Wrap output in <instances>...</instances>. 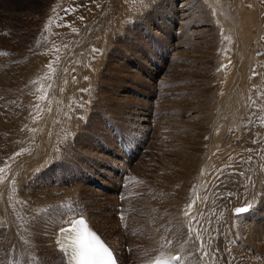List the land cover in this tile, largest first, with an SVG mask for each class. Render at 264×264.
Masks as SVG:
<instances>
[{
  "label": "rangeland",
  "instance_id": "374dc122",
  "mask_svg": "<svg viewBox=\"0 0 264 264\" xmlns=\"http://www.w3.org/2000/svg\"><path fill=\"white\" fill-rule=\"evenodd\" d=\"M263 72L264 0H0V76L8 79L0 80V193L14 173L20 187L13 182L7 189L17 190V197L57 185L62 199L56 202L66 207L80 187L78 202L97 220L102 209L92 201L111 200L84 190L81 176L93 168L75 146L78 135L94 131L89 140L93 151L99 144V156L108 153L106 144L135 148L136 178L115 191L122 196L118 213L105 215L106 233L120 255L112 248L125 264L183 246L195 254L193 237L207 217V233L226 264H264V243L255 242L264 234L256 230L264 222ZM224 109L225 122L217 123ZM235 112H241L237 119ZM208 158L217 166L206 171L209 182L200 194ZM73 181L80 184L70 191ZM13 195L0 207L3 264H22L6 251L25 246ZM201 197L207 212L191 228ZM105 207L109 213L111 206ZM116 223L122 228L115 234ZM252 225L255 231L247 230Z\"/></svg>",
  "mask_w": 264,
  "mask_h": 264
},
{
  "label": "bare ground",
  "instance_id": "6f19581e",
  "mask_svg": "<svg viewBox=\"0 0 264 264\" xmlns=\"http://www.w3.org/2000/svg\"><path fill=\"white\" fill-rule=\"evenodd\" d=\"M9 6V5H7ZM233 25V24H231ZM234 28V27H233ZM232 28V29H233ZM235 35V33H234ZM248 42V40L246 41ZM251 43V45L253 44V41L252 42H249V44L246 43L247 46H249ZM243 44V43H242ZM245 45V46H246ZM250 45V46H251ZM244 46V45H242ZM249 46V47H250ZM254 47V46H253ZM242 49V48H241ZM246 48L244 47V50ZM241 52V51H240ZM244 52V51H243ZM243 55V54H242ZM246 55V54H244ZM241 57V56H240ZM100 59V58H99ZM99 62V61H98ZM101 62V61H100ZM125 65V64H124ZM97 67H100L97 66ZM99 69V68H98ZM97 71V70H96ZM132 72H136V71H132ZM86 73V72H85ZM264 73V72H263ZM97 74V73H96ZM80 75V74H78ZM3 76V75H2ZM0 76V78L2 77ZM98 76V75H97ZM140 76V75H139ZM5 77V76H4ZM3 77V78H4ZM3 78H1L0 80L3 81ZM6 78V77H5ZM7 79V78H6ZM11 79V78H10ZM5 80V79H4ZM8 80V79H7ZM72 80V79H71ZM75 81H73L74 83ZM9 83V81H8ZM25 84V83H24ZM73 85V84H72ZM80 85V84H79ZM238 85V83L236 84ZM12 86V85H11ZM25 86V85H24ZM240 88V87H239ZM242 89V88H241ZM102 90V89H101ZM236 90V88H235ZM238 90V89H237ZM97 92V91H96ZM242 93V90L237 92V93ZM246 92V90H245ZM100 93V92H99ZM234 93V92H233ZM230 95V94H229ZM234 95H237L236 92ZM242 95L240 96V94L238 96H240L242 98ZM127 96L126 94L123 95V97ZM245 96V95H244ZM239 97V98H240ZM235 98V96H234ZM239 98H237L239 100ZM77 101V100H76ZM125 101V100H124ZM240 101V100H239ZM129 103V102H128ZM245 104V103H244ZM228 109V108H227ZM240 110V108L237 107V110ZM226 109L223 110L222 113H220V120H216L217 123H220V122H223L224 119L227 117L226 116V112L227 110L225 111ZM232 110V109H231ZM230 110V111H231ZM234 110V109H233ZM238 110V112H239ZM132 111V110H131ZM232 112V111H231ZM234 112V111H233ZM232 112V113H233ZM237 112V111H236ZM235 112V116L234 118L236 117V114H239V113H236ZM231 114V113H230ZM241 114V112H240ZM239 114V115H240ZM229 115V113H228ZM234 114H232L231 117H233ZM260 115V114H259ZM201 116V115H200ZM242 116V115H241ZM240 117V116H238ZM242 119V117H240ZM218 119V118H217ZM231 120H233V118H230ZM228 119V120H230ZM237 119V117H236ZM195 120V119H194ZM206 120V119H205ZM227 120V121H228ZM216 121L214 123H216ZM226 121V122H227ZM235 121V119H234ZM233 121V123H234ZM239 121V119H238ZM237 121V123H238ZM225 122V121H224ZM232 121H230L231 123ZM240 122V121H239ZM213 123V125H214ZM229 123V121H228ZM226 123V125L228 124ZM229 123V124H230ZM207 124V123H206ZM228 124V125H229ZM77 125V124H76ZM224 125V124H223ZM239 125V123L237 124ZM200 126V125H199ZM204 126V125H203ZM220 126V125H219ZM235 126V125H233ZM71 127V125H70ZM227 129H228V126H226ZM81 128V127H80ZM83 128V127H82ZM201 128V126H200ZM199 128V129H200ZM215 128V127H214ZM238 128V127H237ZM202 129V128H201ZM204 129V128H203ZM214 130V129H213ZM233 131V129H232ZM94 131L90 132V131H87V133H84V135L80 136L78 135L77 136V143L75 144V146L79 149L78 152L82 153V155L80 156L81 158H83L84 160H86V162L90 163V166L93 168L92 171H90V173H86L83 176H81L83 178V184L86 186L84 187L82 185V187L84 188L85 191H88L89 194H98V195H102V196H105V197H108L111 201L109 204L105 203L103 200H99V199H94L92 201V206L93 207H96L97 210L99 208L102 209L101 213L98 214L96 216L97 220L95 218H93V216H90L87 211L85 210V206L82 204V203H79L78 200V197H82V194H79L81 192L80 191V187L76 188L78 186V182H71L70 185L72 186V188L70 189V191L74 190V188H76L73 192V196H75V198H73V200H75L74 202H72L71 204L69 203L66 207L64 205H66L67 203H61V205L58 204V200L62 199V198H58L55 194L58 193V191L60 192L61 191V187L60 186H57V185H47L45 188H39L37 191H42L41 193L35 195V196H31L28 192L27 193H24L22 192L23 196L22 197H17V190H15V192L11 189V191L13 192H10L8 191L7 187L10 185L11 183V186L13 184V182H15V176L16 174H12L9 179L7 180V183H6V189L4 191H2L0 193V207L1 205L4 206V202H6L3 197H7L10 196V194L14 193V195L12 196V200H13V203L14 205L19 208L21 211H22V215H23V223L21 224L20 227H22L23 231L25 232L26 234V238L24 239V243H25V246H22V247H15V249L13 248L14 246H9V248L7 249L6 253L7 254H10V258H19L21 263L22 264H65V259H64V251H63V248H62V245L61 243L59 242L58 240V233H59V230L66 227V226H69L72 224V222L74 221V219L76 218L77 214H82V215H86L88 214L89 217L91 218V224L92 226L94 225L95 227H97V229L100 230V232L109 240V245L110 247H113L116 251H117V254L120 255V248L117 246L116 244V241H112L111 239H109V233L107 234V230H105L107 228L106 226V220L108 221V224L110 225L109 223V220L108 219H105V215L106 217L107 216H112L114 214H117L118 212L114 211V209H116L118 207V201H119V198H122V196H115L114 193L115 191H121V186L123 184H126V186H131L132 185V181H133V177L134 179L136 178V174L137 173L135 168H136V165L134 166L133 162L132 161V156H135L133 155L134 152H135V148H134V144L133 143H130V142H127L128 146L126 149H124V151H122L121 149H118V146H113L112 144H106L107 145V148L109 149L108 153L106 151V153H103L104 155H97L98 152L97 150L99 151L98 145H96L94 151H93V146L91 145V142L89 140L90 138V135L94 136L92 133ZM215 132V131H214ZM249 132V131H248ZM183 135V134H182ZM213 136V135H212ZM220 136V135H219ZM198 137V136H197ZM221 137V136H220ZM218 137V138H220ZM212 139L214 137H211ZM199 139V138H198ZM201 139V138H200ZM211 139V140H212ZM216 139V138H215ZM219 140V139H217ZM102 142V140H99ZM23 143V141H21ZM126 142V141H125ZM213 142H216V140ZM221 142V140H220ZM22 143H19V146L22 147ZM219 143V141H217L216 143H213V145L215 146V144ZM221 144V143H219ZM24 145H25V142H24ZM23 145V146H24ZM80 145V147H79ZM16 146V145H15ZM217 146V145H216ZM219 146V145H218ZM213 147V146H212ZM224 147V146H223ZM15 148V147H14ZM26 148V147H25ZM42 148V147H41ZM40 148V149H41ZM44 148V147H43ZM42 148V149H43ZM88 148V149H87ZM218 148V147H216ZM16 149V148H15ZM18 149V148H17ZM39 149V148H38ZM37 149V150H38ZM54 149V148H53ZM248 149V148H247ZM14 150V149H13ZM56 150V149H55ZM214 150V149H213ZM216 150V149H215ZM255 150V149H254ZM25 152H29L30 149L27 147V149L24 150ZM69 151V150H68ZM38 152V151H37ZM40 152V151H39ZM38 152V153H39ZM43 152V150H42ZM46 152V151H45ZM43 152V153H45ZM48 152V151H47ZM47 152H46V156H47ZM51 152V150H50ZM101 152V151H100ZM37 153V154H38ZM75 153V152H74ZM87 153V154H86ZM211 153V152H210ZM15 154V153H14ZM22 154V153H21ZM37 154L35 153L34 155L37 156ZM42 154V153H41ZM234 155V154H233ZM255 155V154H254ZM17 156V155H16ZM33 156V155H32ZM43 157V156H42ZM211 157V156H210ZM45 158V157H44ZM48 158V157H47ZM32 159V158H31ZM189 159V158H188ZM186 159V160H188ZM41 160V159H40ZM215 160V159H213ZM211 160V158L209 159L208 158V161L206 162V164L204 165L203 167V172H202V180L200 179L199 183V188L198 190L200 191V194L204 191V189L207 187V180L205 177L206 174H207V170H211L212 168L216 167L217 164L216 163H213L215 161ZM39 161V159H38ZM189 161V160H188ZM213 161V162H212ZM45 162V161H44ZM83 161L79 160L78 163L81 164ZM30 163V161H29ZM40 163V162H38ZM42 163V162H41ZM88 163V164H89ZM169 163V162H168ZM33 165V163H31ZM50 164V163H49ZM48 164V165H49ZM101 164V165H100ZM44 165V164H42ZM221 165V163H220ZM25 166V165H24ZM34 166V165H33ZM41 166V165H40ZM134 166V167H133ZM183 166V165H182ZM35 167V166H34ZM115 167V168H114ZM189 167V166H188ZM21 168V167H20ZM19 168V169H20ZM26 169V167H24ZM118 168V169H116ZM126 169L127 171H125V174L123 173V169ZM170 168V167H169ZM225 168V167H224ZM223 168V169H224ZM32 169V168H31ZM217 169V168H216ZM18 170V169H17ZM23 170V169H22ZM83 168L81 169V172H82ZM111 172H110V171ZM130 170V171H129ZM169 170V169H168ZM248 170V169H247ZM21 171V170H20ZM25 171V170H24ZM85 171V170H84ZM83 171V172H84ZM94 171V172H93ZM207 171V172H206ZM219 171H223L222 169L219 170ZM254 171V170H253ZM17 172V171H16ZM38 172V171H37ZM170 172V171H169ZM218 172V170H217ZM225 172V171H224ZM23 173V172H22ZM174 173V172H173ZM21 174V172H20ZM33 174V172H32ZM31 174V175H32ZM249 174V173H248ZM23 178H24V175L25 174H22ZM87 175L88 178H87ZM181 175V174H180ZM179 175V176H180ZM28 176V175H27ZM26 176V177H27ZM34 176V175H33ZM127 176V177H126ZM164 176V175H163ZM201 176V175H200ZM30 177V176H29ZM28 177V178H29ZM24 179L25 181L28 179ZM81 178V180H82ZM17 179H18V176H17ZM167 179V178H166ZM169 179V178H168ZM203 179H205V181H203ZM244 179V178H243ZM23 180V181H24ZM179 180V179H178ZM214 180V179H213ZM250 180V179H249ZM17 181V180H16ZM24 181V183H25ZM173 181V180H172ZM27 182V181H26ZM38 182H43V181H38ZM19 183V182H18ZM164 183V182H163ZM16 184V182H15ZM21 185V187L24 185L23 183H19ZM96 186V184H100L102 186V188H106L107 190L109 191H112V194L113 196L109 195V194H105L104 191H102L100 188H97V186L94 188V185ZM196 184V183H195ZM247 184V183H246ZM42 185H46L45 183H42ZM121 185V186H120ZM10 186V187H11ZM19 185H15V187L17 188ZM198 186V185H197ZM238 186V185H237ZM20 187V186H19ZM26 187V186H25ZM24 187V188H25ZM226 187V186H225ZM9 188V187H8ZM195 188V187H194ZM210 188V187H209ZM246 188V187H245ZM9 189V190H10ZM123 189V187H122ZM197 189V188H196ZM233 189V188H232ZM82 190V192L85 193V191ZM195 190V189H194ZM193 190V191H194ZM210 190V189H209ZM125 191V190H124ZM222 191V190H221ZM246 191V190H245ZM248 191V189H247ZM258 191V190H257ZM206 192V191H205ZM249 192V191H248ZM19 193V192H18ZM220 193V192H219ZM247 193V192H246ZM257 193V192H256ZM259 193V192H258ZM17 194V195H16ZM87 194V193H86ZM199 194V193H198ZM249 194V193H248ZM16 195V196H15ZM70 195V194H69ZM71 195V196H72ZM88 195V194H87ZM257 195V194H256ZM72 196V197H73ZM89 196V195H88ZM205 196V195H204ZM239 196V195H238ZM39 197V198H38ZM63 197V196H62ZM71 197V198H72ZM85 197V196H84ZM217 197V196H216ZM237 197V196H236ZM240 197V196H239ZM249 197V196H248ZM94 198V197H93ZM215 198V197H214ZM247 198V197H246ZM10 199V198H9ZM91 199V198H90ZM201 199L202 197L200 198V200L197 202L195 200V203L197 202L198 205L196 207V205H194L196 208L193 210L195 212V217H193V219H197L199 220V222H202V218L204 217V214L207 212L205 210V200H206V197L205 199H203V202H201ZM70 200V199H69ZM85 200V199H83ZM88 200V199H87ZM235 200V198H234ZM254 200V199H253ZM218 201V200H217ZM242 201V199H241ZM91 202V201H90ZM233 202V201H232ZM236 202V201H234ZM249 202V200L247 201ZM239 203V202H238ZM6 204V203H5ZM120 204V203H119ZM151 204V203H150ZM250 204V203H249ZM252 204V203H251ZM105 205H107L108 207H110L109 209V213L105 212L104 210L106 209ZM7 206V205H6ZM5 206V207H6ZM70 206V208H69ZM245 206V205H244ZM4 207V208H5ZM9 207V206H8ZM64 208V210L62 211V209ZM229 207V206H228ZM3 208V207H2ZM209 208V207H208ZM230 208V207H229ZM224 210V209H223ZM4 211V210H3ZM134 212V210H132ZM114 212V213H113ZM107 213V214H106ZM232 214V212H231ZM1 215V214H0ZM7 215V214H6ZM193 215V214H192ZM5 216V215H4ZM2 216V217H4ZM87 216V215H86ZM226 216V215H225ZM88 217V216H87ZM88 217V218H89ZM102 217L104 219H102ZM240 217V216H239ZM108 218V217H107ZM216 218V217H215ZM227 218L228 217V213H227ZM1 219V218H0ZM3 219V218H2ZM196 219L194 220L195 223H189L190 227H194L197 223ZM221 219V218H220ZM230 219V218H229ZM226 220V219H225ZM223 220V221H225ZM228 220V219H227ZM233 218L231 219V222H232ZM240 220V219H239ZM3 221V220H2ZM204 221V219H203ZM247 221V220H246ZM186 223V220L184 221ZM187 222H188V219H187ZM205 222V226H203V224H201V228L200 230L196 233V236L193 237L195 238L194 240V243H193V247H195V254H192L193 256H191L188 251H186V249L184 248L185 246H183L182 248H174V249H169V250H165L166 252L164 251H161L160 253L156 254L151 260H149L147 262V259H145L144 261H142L143 263L142 264H150L154 259V261L151 263L153 264L155 261H157L158 259H163L165 260L166 264H169V261L170 260H173V264H226L225 261H223V255H222V251L220 252L216 247H214L215 245H213L212 241H213V238L209 237L210 235H208L207 233V230L208 228H206V223L207 222H211V218L209 219V217H207L206 221ZM240 222V227H245V221L244 220H241L239 221ZM253 222V221H252ZM3 223V222H2ZM221 223V222H220ZM225 223V222H224ZM228 223H230V221H228ZM227 223V224H228ZM233 223V222H232ZM257 223V222H256ZM118 224V225H117ZM226 224V225H227ZM231 224V223H230ZM249 224V223H248ZM2 225V224H1ZM0 225V229H3V227ZM186 225V224H185ZM225 225V224H223ZM232 225V224H231ZM262 225V227H260ZM259 226V229L256 228L257 232H264V222ZM111 226H113V232L116 234L117 233V227L118 229H121L122 226L120 223H116V224H111ZM188 226V225H187ZM230 226V225H229ZM255 226V225H254ZM215 227V226H214ZM221 227V226H220ZM223 229H224V226H222ZM256 227V226H255ZM227 228V227H225ZM234 228V227H232ZM232 228H229V229H232ZM248 227L247 230L251 231H255L253 229V225H252V228ZM262 228V229H261ZM228 229V230H229ZM193 231V230H192ZM233 231V229H232ZM237 231H238V234L241 236V234L243 233L239 228H237ZM252 231V232H253ZM112 232V233H113ZM227 232V231H226ZM235 232V231H234ZM236 233V232H235ZM106 234V235H105ZM175 234V233H174ZM194 234V233H192ZM253 234V233H252ZM255 234H258V233H255ZM100 235V234H99ZM230 235V234H229ZM251 236V235H250ZM254 237V235H252ZM251 236V237H252ZM248 237V236H247ZM117 238V237H115ZM258 238V239H257ZM247 239V238H245ZM250 239V237H249ZM256 239H257V242H256ZM114 240V239H113ZM229 240V239H228ZM248 240V239H247ZM121 241V240H120ZM214 241H215V238H214ZM224 241V240H223ZM231 241V240H230ZM185 242V240H184ZM220 242V241H219ZM255 242L258 243L260 242V244L262 245L264 243V234H261V236H256L255 237ZM254 242V243H255ZM180 243V242H179ZM182 243V241H181ZM192 244V243H190ZM233 244V243H232ZM259 244V243H258ZM179 245V244H178ZM182 245V244H181ZM187 247H189V244H185ZM255 245V244H254ZM176 246V245H175ZM174 246V247H175ZM257 248L259 247L258 245H256ZM191 247V246H190ZM223 247V246H222ZM255 247V246H254ZM219 248V247H218ZM234 248V247H233ZM232 248V249H233ZM260 248V247H259ZM258 248V249H259ZM12 249H13V252H12ZM190 249V248H188ZM256 249V247H255ZM257 249V250H258ZM114 250V251H115ZM243 251V250H242ZM227 252V251H226ZM244 252V251H243ZM157 253V252H156ZM162 253V254H161ZM12 254V255H11ZM116 254V252H115ZM117 254L115 255V261L117 264H125L124 260H120L119 257L117 256ZM240 254V253H239ZM2 255V252H1V248H0V256ZM124 255V254H123ZM195 255V257H194ZM247 255V253H246ZM245 255V256H246ZM178 256H180L181 258H179ZM140 257V256H139ZM137 257V258H139ZM241 257V256H240ZM177 258H179L177 260ZM137 261V260H136ZM235 262V261H234ZM245 262V261H244ZM0 264H3V262L0 260ZM137 264H141L140 263H137ZM161 264H164V263H161Z\"/></svg>",
  "mask_w": 264,
  "mask_h": 264
},
{
  "label": "snow or ice",
  "instance_id": "6c2138e0",
  "mask_svg": "<svg viewBox=\"0 0 264 264\" xmlns=\"http://www.w3.org/2000/svg\"><path fill=\"white\" fill-rule=\"evenodd\" d=\"M247 211H249V208L236 209L237 213ZM79 229L73 249L74 258L78 260L79 264H116L113 253L94 232L88 229L84 221L79 222Z\"/></svg>",
  "mask_w": 264,
  "mask_h": 264
}]
</instances>
